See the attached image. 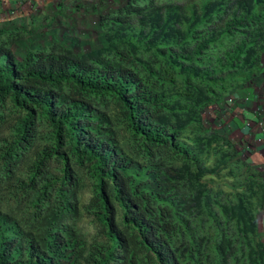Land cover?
<instances>
[{"label": "trees", "instance_id": "16d2710c", "mask_svg": "<svg viewBox=\"0 0 264 264\" xmlns=\"http://www.w3.org/2000/svg\"><path fill=\"white\" fill-rule=\"evenodd\" d=\"M96 25L85 50L0 21V264H264L262 173L204 117L261 74L264 0Z\"/></svg>", "mask_w": 264, "mask_h": 264}, {"label": "rangeland", "instance_id": "374dc122", "mask_svg": "<svg viewBox=\"0 0 264 264\" xmlns=\"http://www.w3.org/2000/svg\"><path fill=\"white\" fill-rule=\"evenodd\" d=\"M123 2L124 0H17L16 6L1 9V18L26 20L32 33L45 41L50 40V35L55 34L56 39L60 40L62 35L68 34V40H79L86 44L84 49L87 50V47L97 45L98 16ZM72 50L77 52L78 47L75 46ZM204 117L205 121L210 118L208 112L205 111Z\"/></svg>", "mask_w": 264, "mask_h": 264}, {"label": "crops", "instance_id": "0c3cea01", "mask_svg": "<svg viewBox=\"0 0 264 264\" xmlns=\"http://www.w3.org/2000/svg\"><path fill=\"white\" fill-rule=\"evenodd\" d=\"M16 1L0 0V21L8 20L1 18V9L16 6ZM209 117L211 126L216 123L217 128L224 127L232 140L245 149L246 157L262 173L264 184V62L261 74L233 92L225 103L212 107ZM257 227L264 240V194L262 208L257 214Z\"/></svg>", "mask_w": 264, "mask_h": 264}]
</instances>
